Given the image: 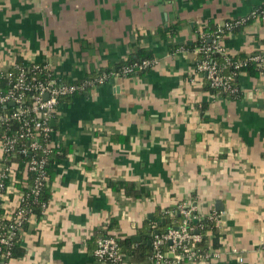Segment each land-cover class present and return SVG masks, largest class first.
Here are the masks:
<instances>
[{
  "label": "crops",
  "instance_id": "1",
  "mask_svg": "<svg viewBox=\"0 0 264 264\" xmlns=\"http://www.w3.org/2000/svg\"><path fill=\"white\" fill-rule=\"evenodd\" d=\"M262 3L0 0V71L18 55L49 61L57 76L77 81L118 66L137 41L156 58L143 74L111 77L61 99L51 125L65 155L54 164L47 210L32 215L19 237L25 254L9 264H99L90 238L103 224L114 218L119 231H110L148 244L152 230L167 229L164 216L174 224L173 208L188 200L199 217L220 214L221 239L214 246L208 231L205 247L217 255L181 264H264V72L237 74V99L211 94L203 76L191 73L198 54L189 48L200 33L210 36ZM176 23L171 40L159 34ZM263 42L264 19L221 40L233 55ZM10 161L15 175L7 183L22 191L31 181L19 156ZM110 181L133 182L149 195L131 198L112 191ZM156 216L159 228L148 222Z\"/></svg>",
  "mask_w": 264,
  "mask_h": 264
},
{
  "label": "built area",
  "instance_id": "2",
  "mask_svg": "<svg viewBox=\"0 0 264 264\" xmlns=\"http://www.w3.org/2000/svg\"><path fill=\"white\" fill-rule=\"evenodd\" d=\"M264 19V3L253 7L247 14L228 19L216 26L210 36L199 34V40L209 38L211 44L197 46V58L192 74H200L205 79L208 87L216 91V95L228 92L234 93L238 85L233 82L236 71L225 72V64L233 65L235 69H241L248 62H253L258 68H264V43L254 52L247 54L243 59L232 62L229 53L221 40L225 30L231 31L247 20L250 22ZM219 54L224 58L222 66L212 54ZM28 58V56H26ZM27 60V61H26ZM156 58L145 59L137 66L139 69L151 67ZM8 68L2 72L8 73V82L5 88L0 86V245L10 246L16 236L24 232L23 225L33 215V209L28 204L29 193L19 191L7 181L14 179L15 171L10 160L11 156H22L23 172L34 173L30 188L34 196H38L40 190L49 183L45 170L47 155L52 148L58 146L53 138L51 120L55 115L60 100L74 93H85L99 84L104 83L105 73H100L95 78H83L77 81H64L57 76L49 61L37 62L25 59L23 64L12 60L7 62ZM135 66V65H134ZM15 74L12 75L14 72ZM138 69L124 66L121 73H111V77L126 76L129 73L136 74ZM13 76V77H12ZM110 77V78H111ZM191 82L197 84L192 78ZM9 105L10 107H6ZM9 194L13 195L10 199ZM49 201L41 204V214L45 213ZM175 211L181 215V221L174 227H169L161 232L151 231L152 254L146 262L129 260L118 243L116 233L109 231L106 236H98L96 239L93 256L99 264H181L183 260H199L215 257L216 253H210L208 249L200 253L197 243L208 231H200V226H192L191 221L200 219L195 213L192 201H181L175 206ZM210 219L218 226L221 216L211 213ZM155 226V225H153ZM153 229V228H152ZM236 250H234L235 252ZM9 252L0 254V258H8ZM238 260H242L238 256ZM11 259L2 262L9 264Z\"/></svg>",
  "mask_w": 264,
  "mask_h": 264
},
{
  "label": "trees",
  "instance_id": "3",
  "mask_svg": "<svg viewBox=\"0 0 264 264\" xmlns=\"http://www.w3.org/2000/svg\"><path fill=\"white\" fill-rule=\"evenodd\" d=\"M250 21L251 20H247L245 23L241 24L240 26L233 28L231 31L225 30L223 32V34L226 35L229 32L239 30V29L245 27L248 23H250ZM180 26H181L180 23H176V24H173L171 26L159 28L158 32L161 36L165 37L168 40V39L172 38V36L175 33L178 32ZM213 29H215V28H213ZM202 44L210 45L211 40L209 38H205L203 40L202 39L199 40V38H197L196 40H194L192 42L191 45H189V48L192 49V48L200 46ZM132 47H133L132 51L129 53L128 57L124 61H122L121 64H119L118 66H115V67H109L108 66V67L102 68L99 71L93 73L91 76H89V78H95L100 73H105L107 76L105 81H104V83H105L110 79L111 73H114V72L121 73L124 66H131L134 69H138L137 70L138 72L134 75L143 74L145 71H147L149 69V67L139 69L137 65L145 59L155 58V55L148 47L140 44L139 41L134 43ZM170 47L174 48L175 45L172 44ZM212 55L218 61V63H220L222 66H224L225 60L223 57H221L217 53L212 54ZM245 56L246 55H243V53H240L238 55H234L233 57H231V60L233 62L234 60H237V59H243ZM199 57H200V54H198L197 58H199ZM15 60H16V62H18L20 64H23V62H24L23 59H21V56H18V55L15 57ZM224 71L225 72L236 71L237 74H239L242 71H246L251 76H257L259 73L264 72V68L263 69L258 68L253 62H248L247 65L241 69H235L233 67V65L225 64ZM12 72H14V70H12ZM14 74H15V72L12 75H14ZM130 75H133V74L129 73L126 76H130ZM8 78H9L8 73H4V72L0 71V86L2 88L7 87L6 83L8 82ZM233 82L235 84H237L235 76L233 77ZM207 89L210 91L211 94L216 93V91L214 89L209 88L208 85H207ZM77 95H81V93H74V95L67 96L66 99L75 97ZM220 96L226 97V98H231V99H237L241 96V89L238 86V89L236 92H234V93L224 92V93H220ZM200 106H201V104H200ZM6 107H10V106L7 105ZM201 108H203V106H201ZM63 146H65V145L58 144L57 147L52 148V150L48 153L47 163L45 164L44 168L48 174L49 183L40 190L38 196L33 195V193L31 192L30 186L28 187V185H23L20 187L23 192L29 193V197L27 198V202L29 205H31V207L33 209V211H32L33 215H35L37 217H39V215L41 214V204L49 201V199L51 197L50 184H51V181H52L54 173H55L54 164L56 161L60 160L65 155V149ZM23 159L24 158L22 156H19L20 168H23ZM21 174H22V172H18V174L16 175L17 178H20ZM33 176H34V173H32V172L28 173V179L32 180ZM30 184H31V182H30ZM108 185L112 191H116V192L122 191L126 196H129L131 198H140V197L149 195L148 190L144 186L138 187L135 183L129 182V181H121V182H116V181L111 182L110 181V182H108ZM175 208H173V210H175ZM176 212L177 211H175L172 218L170 217L171 220L174 219V220H176V222L174 221V224L173 223L171 224V221L168 222L167 218H169V216L166 214L164 216V219H163L164 226L168 225L167 228H169V227H174L180 223L181 215L178 212L177 213ZM209 216H210V214L206 215V216H201L198 221H196V220L191 221V225L192 226H200L201 232L211 230L212 231L213 245L218 246L219 241L221 239V234L218 232V229H217L218 226L216 225L215 221L210 219ZM179 219H180V221L177 223V221ZM148 222H150V223L155 222L157 228H159L162 225L161 224L162 219L159 216H156L155 218H153L152 220H150ZM26 223L23 225L24 231H25V228L27 226ZM116 224H117V222L113 218L108 223L103 224L101 226V228H99L98 230H95V232L92 234V236L90 238L92 240L93 244H96L95 241H96L98 236H102V235L106 236L111 229H113L115 231H119V227L116 226ZM158 231L161 232V230H158ZM117 236H118V238H117L118 243H119L120 247L122 248L124 254L126 255V257L129 260H132L135 262H146L149 260L151 254H152L151 245H148L146 243L143 244L140 242H134L132 240V236L122 237L119 235V233L117 234ZM19 237L20 236H16V238L13 240V242L10 246L0 245V254L3 252L5 253L7 251L10 254L8 256V258H5V259L0 258V263L7 261V259H11V260L12 259L13 260L18 259L25 254V250H24V248H22V246L20 244V238ZM207 239H208L207 236H202L200 242L197 243V247L200 250V253H202L203 251L206 250L205 246H206Z\"/></svg>",
  "mask_w": 264,
  "mask_h": 264
},
{
  "label": "water",
  "instance_id": "4",
  "mask_svg": "<svg viewBox=\"0 0 264 264\" xmlns=\"http://www.w3.org/2000/svg\"><path fill=\"white\" fill-rule=\"evenodd\" d=\"M52 124H53V122H52ZM217 209H219V210H221L222 209V206H220V202L218 201L217 202ZM155 232H158V230L157 231H155ZM132 240L133 241H141V237L139 236V235H136V236H134L133 238H132ZM146 242L148 243V244H150V242H151V237H149V239L148 240H146Z\"/></svg>",
  "mask_w": 264,
  "mask_h": 264
}]
</instances>
